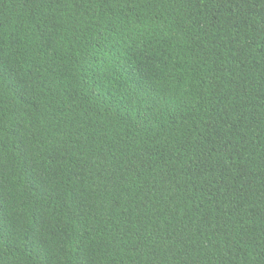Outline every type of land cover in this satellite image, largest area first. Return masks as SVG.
<instances>
[{"label":"trees","instance_id":"1","mask_svg":"<svg viewBox=\"0 0 264 264\" xmlns=\"http://www.w3.org/2000/svg\"><path fill=\"white\" fill-rule=\"evenodd\" d=\"M0 225V264H264V0H0Z\"/></svg>","mask_w":264,"mask_h":264},{"label":"snow or ice","instance_id":"2","mask_svg":"<svg viewBox=\"0 0 264 264\" xmlns=\"http://www.w3.org/2000/svg\"><path fill=\"white\" fill-rule=\"evenodd\" d=\"M37 180H39V177H37ZM3 228V225H0V229H2ZM3 239V235H2V231H0V240H2Z\"/></svg>","mask_w":264,"mask_h":264}]
</instances>
